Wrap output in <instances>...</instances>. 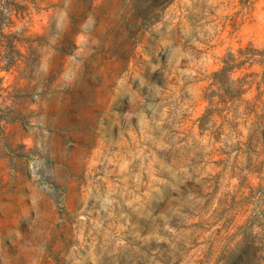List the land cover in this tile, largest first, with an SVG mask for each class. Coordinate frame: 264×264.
Returning a JSON list of instances; mask_svg holds the SVG:
<instances>
[{
	"label": "rangeland",
	"instance_id": "obj_1",
	"mask_svg": "<svg viewBox=\"0 0 264 264\" xmlns=\"http://www.w3.org/2000/svg\"><path fill=\"white\" fill-rule=\"evenodd\" d=\"M0 264H264V0H0Z\"/></svg>",
	"mask_w": 264,
	"mask_h": 264
}]
</instances>
